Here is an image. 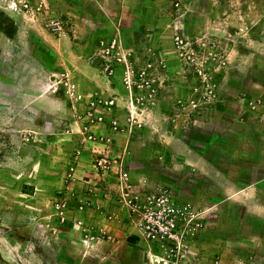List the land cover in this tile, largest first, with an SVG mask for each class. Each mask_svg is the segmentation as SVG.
I'll return each mask as SVG.
<instances>
[{
    "label": "rangeland",
    "instance_id": "374dc122",
    "mask_svg": "<svg viewBox=\"0 0 264 264\" xmlns=\"http://www.w3.org/2000/svg\"><path fill=\"white\" fill-rule=\"evenodd\" d=\"M54 8L0 0V29L49 33L45 20L64 18ZM144 18L94 55L106 71L122 63L132 109L116 120L117 133L127 130L108 153L113 166L99 170L100 195L88 182L62 194L60 160L22 165L25 145L46 157L53 148L0 116V264H158L119 197L120 164L132 191H165L198 212L189 264H264V216L250 211L264 176V0H145ZM32 50L53 60L27 31L9 39L0 30L2 112L36 67ZM255 194L264 203V181Z\"/></svg>",
    "mask_w": 264,
    "mask_h": 264
},
{
    "label": "crops",
    "instance_id": "0c3cea01",
    "mask_svg": "<svg viewBox=\"0 0 264 264\" xmlns=\"http://www.w3.org/2000/svg\"><path fill=\"white\" fill-rule=\"evenodd\" d=\"M42 2L45 6H55V13L64 16L65 22H70V31L54 35L36 27L21 31L19 26H15L12 36H8L0 29L9 39L27 31L53 57L52 61L45 62L31 51L36 67L25 68L27 73L21 88L3 97L4 101L14 105L10 104L3 112L0 110V116L5 114L14 119L11 130L16 133L46 134L44 144L53 148L55 154L46 157L36 146L25 145L27 148L20 155L22 165L26 163L31 167L47 160L58 167L60 160L62 194L78 193L80 187L88 182L92 185L91 192L100 195L104 177L99 173L101 167L98 162L101 158L107 159L110 150L118 148L115 140L118 135L125 137L127 129L123 128L122 134L117 133L116 120L125 113L131 114L132 109L128 97L129 83L122 75V63L116 62L106 71L105 65L94 55L104 49L103 41L122 40L129 22L133 25L144 23L145 0ZM13 65L19 68L20 62L16 60ZM88 130L95 134V141L87 139ZM56 134L60 135V143L52 136ZM108 161L113 166L112 160ZM262 181L264 176L257 178L251 187L254 202L250 211L259 216H264V203L255 200L254 190L255 185ZM124 240L130 241V235Z\"/></svg>",
    "mask_w": 264,
    "mask_h": 264
},
{
    "label": "built area",
    "instance_id": "2783aa9c",
    "mask_svg": "<svg viewBox=\"0 0 264 264\" xmlns=\"http://www.w3.org/2000/svg\"><path fill=\"white\" fill-rule=\"evenodd\" d=\"M45 26L54 35L66 32V23L60 17H48ZM98 163L101 168L110 166L105 158ZM115 173L123 206L133 213L138 236L156 250L150 254L154 260L158 264H189L190 242L201 226L198 212L176 203L165 191H132L121 164Z\"/></svg>",
    "mask_w": 264,
    "mask_h": 264
},
{
    "label": "trees",
    "instance_id": "16d2710c",
    "mask_svg": "<svg viewBox=\"0 0 264 264\" xmlns=\"http://www.w3.org/2000/svg\"><path fill=\"white\" fill-rule=\"evenodd\" d=\"M14 29H15V26L11 27V31H5L4 28H2V30L8 35V36H12V34L14 33Z\"/></svg>",
    "mask_w": 264,
    "mask_h": 264
}]
</instances>
